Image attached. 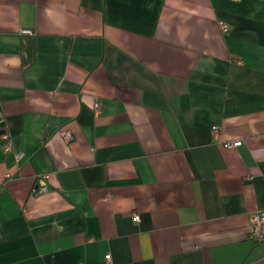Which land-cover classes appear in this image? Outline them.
<instances>
[{
  "label": "crops",
  "instance_id": "crops-1",
  "mask_svg": "<svg viewBox=\"0 0 264 264\" xmlns=\"http://www.w3.org/2000/svg\"><path fill=\"white\" fill-rule=\"evenodd\" d=\"M0 130V264H264V0H0Z\"/></svg>",
  "mask_w": 264,
  "mask_h": 264
},
{
  "label": "built area",
  "instance_id": "built-area-1",
  "mask_svg": "<svg viewBox=\"0 0 264 264\" xmlns=\"http://www.w3.org/2000/svg\"><path fill=\"white\" fill-rule=\"evenodd\" d=\"M95 109L96 111H99L100 109V104L98 102L95 104ZM62 133H63L64 139L67 141L73 138V133L69 129L63 130ZM1 137L7 140V143L5 144V149L6 150L13 149V143L10 139L9 133L6 130L3 131V133L1 134ZM237 143L238 141H228L225 144L228 147H233ZM18 155H21V154L18 153ZM46 179H47V174H43L40 176V183L37 185V187L34 190L35 194L42 193L48 190ZM134 217L136 219H139V214L134 213ZM250 236L258 242L264 239V211L263 210H259L254 214L253 225L250 229ZM105 263L113 264L110 253L106 254Z\"/></svg>",
  "mask_w": 264,
  "mask_h": 264
},
{
  "label": "water",
  "instance_id": "water-1",
  "mask_svg": "<svg viewBox=\"0 0 264 264\" xmlns=\"http://www.w3.org/2000/svg\"><path fill=\"white\" fill-rule=\"evenodd\" d=\"M0 132H2V130H0Z\"/></svg>",
  "mask_w": 264,
  "mask_h": 264
}]
</instances>
